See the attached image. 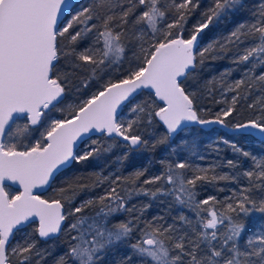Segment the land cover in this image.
<instances>
[{"label":"snow or ice","instance_id":"1","mask_svg":"<svg viewBox=\"0 0 264 264\" xmlns=\"http://www.w3.org/2000/svg\"><path fill=\"white\" fill-rule=\"evenodd\" d=\"M193 125L233 136L202 154ZM250 139L264 144V0H0V264H264ZM161 145L158 174L129 159ZM115 147L108 175L79 167ZM62 235L59 254L40 246Z\"/></svg>","mask_w":264,"mask_h":264},{"label":"trees","instance_id":"2","mask_svg":"<svg viewBox=\"0 0 264 264\" xmlns=\"http://www.w3.org/2000/svg\"><path fill=\"white\" fill-rule=\"evenodd\" d=\"M80 2L86 3L87 0H80ZM208 2H209V0H202L203 5H206ZM231 27H232V24L224 23V24H220L217 27L211 28L204 35L203 43L206 44L208 41H210L214 37H217L221 34H226ZM230 66L231 65L229 64V62L227 60L218 61L215 63L213 71L219 72L220 69L230 67ZM211 74L212 73H205V75H211ZM236 75H238V73H234L233 78H235ZM141 98H143V97H141ZM245 115H247V113H245ZM201 128H202V126L193 125L190 127V133H185L182 135L186 136V138L190 141L193 140L194 137H196V141L198 142V145H199L198 151L202 154H207L208 150L206 149L205 146L208 145L211 142V140L217 139L218 137H223V136H225L226 133L229 137L233 136L232 133H228L227 129L221 128L218 125L203 127L202 130H201ZM212 129H215V132H213ZM149 131H151V130H149ZM157 131L163 132V129L158 128ZM108 143H111V141H108ZM173 143H176V142L173 141ZM240 143L243 145V147L246 151H251L254 154L264 153V144H258L253 139H250L247 141L241 140ZM220 148L222 149L221 156L225 160L237 159V157L233 155L231 150L226 148L223 144L220 145ZM123 150H124L123 147H115L111 153L105 154L99 160L90 161L86 166H79V167H81L82 170H86V171H100L103 169V174L108 175V173L113 171L116 167V165L113 164L112 161ZM161 158L172 159V157L168 156L167 148L164 145L158 146L155 149V151L148 150V151H143L141 153H134L129 159L134 161L137 166H147L148 167L147 175L151 176V175L158 174L161 171V165L159 163H157V161H159ZM214 159H216V157L214 154H212L208 157V161H200L195 157L192 158V161L194 164L195 163H207V162L214 160ZM240 159L243 160V158H240ZM149 160L152 161L151 164H148ZM248 163H249L248 161H243L244 167H247ZM127 171H128V169H125V174H127ZM223 171H228V169L225 168V169H223ZM59 184H60V182L58 181L57 186H59ZM220 186L226 187V188L236 187V185H234V184H228V185L221 184ZM96 191L99 192L100 189H97ZM200 192H201V196L213 194V195H218L221 198L227 194V192H219L218 193L216 191V189H214L210 185H205L203 188L200 189ZM51 195H53L52 190H48V192L45 194L46 197L51 196ZM83 198H84L83 196L78 197V200L83 199ZM132 202L133 203H139V202H145L146 203L148 201H147L146 197H138V198H135ZM162 207H163L162 205H159V204L154 202L153 207L148 211V213H146V215L148 217H151L152 215L156 214L157 212H160L162 210ZM176 211H177L176 209H173L172 215H176ZM117 219H124V217L120 216V217H117ZM252 227H253V225L250 222L249 223V231L251 230ZM66 240H67V237L62 235L59 237V239L54 240V241H48L47 243H45L44 241H40V246L44 247V248H48L49 251L53 252V256H55L64 250V247L66 246ZM51 259H52V257H49V260H51Z\"/></svg>","mask_w":264,"mask_h":264},{"label":"rangeland","instance_id":"3","mask_svg":"<svg viewBox=\"0 0 264 264\" xmlns=\"http://www.w3.org/2000/svg\"><path fill=\"white\" fill-rule=\"evenodd\" d=\"M94 138H96V137H94ZM194 139L196 140V137H194Z\"/></svg>","mask_w":264,"mask_h":264},{"label":"flooded vegetation","instance_id":"4","mask_svg":"<svg viewBox=\"0 0 264 264\" xmlns=\"http://www.w3.org/2000/svg\"><path fill=\"white\" fill-rule=\"evenodd\" d=\"M46 197V196H45ZM47 198V197H46Z\"/></svg>","mask_w":264,"mask_h":264},{"label":"water","instance_id":"5","mask_svg":"<svg viewBox=\"0 0 264 264\" xmlns=\"http://www.w3.org/2000/svg\"><path fill=\"white\" fill-rule=\"evenodd\" d=\"M46 198V197H45Z\"/></svg>","mask_w":264,"mask_h":264}]
</instances>
